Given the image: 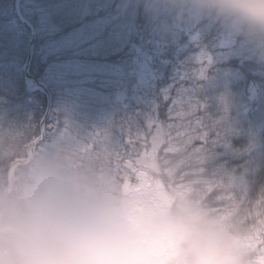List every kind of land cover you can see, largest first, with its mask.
<instances>
[{
	"label": "trees",
	"instance_id": "16d2710c",
	"mask_svg": "<svg viewBox=\"0 0 264 264\" xmlns=\"http://www.w3.org/2000/svg\"><path fill=\"white\" fill-rule=\"evenodd\" d=\"M16 10V0H0V127H15V138L10 140L19 149L17 159L26 155L28 146L40 136V123L48 105L46 95L26 79L25 64L32 38L28 25L37 31L29 73L46 83L52 96L50 122L45 124V145L53 139L61 120L59 98L65 95L73 106H79L80 92L78 85L69 80H58L56 65L65 63L73 49L63 51L58 57L56 54L45 57L44 46L49 39L52 42L69 39L82 26L103 24V29L93 39L74 50L79 51L76 58L97 66L98 69L92 68L100 72L97 79L87 80L86 87L91 90L87 100H91V104L107 97L120 105L124 118L145 115L136 125L126 128L123 134L124 151L130 161H121V176L126 171L129 183L137 182L136 173L126 169V165L131 162L140 167L135 161L151 152L154 129L159 127L162 136L156 162L160 171L152 173L154 177L173 187L197 178L220 180L222 177L212 175L211 166H205V172L199 177L186 175L193 171L180 163L187 153L170 150L169 146L171 135L177 132L176 128L170 127L169 116L176 97L175 91L167 95L164 91L170 89L177 72L198 52L192 44L193 36L198 35L213 63L208 69L209 79L203 83L209 109L201 107L197 115L212 113L218 119L217 114L223 107L219 98L224 96L228 105V123L233 130L228 138L231 148L216 149L214 163L239 169L248 159L242 150L254 145L252 158L260 167L255 177L257 181L252 183L246 197H242L238 190L213 186L210 192H206L205 202L213 209L224 211L231 209L235 201L239 205V216L249 227L254 225L260 198L259 182L264 181V62L257 60L252 51L228 59H215L224 33L220 27L196 20H191L186 27L188 20L150 11L147 0H23L21 12L25 21L20 19ZM227 42L232 48L244 46L231 37ZM185 67L191 72L198 65L193 63ZM112 69L122 71L119 83L109 80ZM142 70L150 79L148 90H144L138 80ZM140 88L141 98H147L149 103L147 99L139 100ZM199 98L203 103V94ZM149 123L152 125L148 126ZM115 132L119 134L116 129ZM129 140L132 144H128ZM202 146L201 141L194 140L189 150ZM165 161L169 163L165 164ZM170 168L174 169L171 178L167 175ZM257 246L260 247L259 242Z\"/></svg>",
	"mask_w": 264,
	"mask_h": 264
},
{
	"label": "clouds",
	"instance_id": "9594fccd",
	"mask_svg": "<svg viewBox=\"0 0 264 264\" xmlns=\"http://www.w3.org/2000/svg\"><path fill=\"white\" fill-rule=\"evenodd\" d=\"M147 6L214 24L264 62V0ZM19 154L0 138V264H264L237 212L151 178L126 184L99 164L74 163L51 142Z\"/></svg>",
	"mask_w": 264,
	"mask_h": 264
},
{
	"label": "snow or ice",
	"instance_id": "6c2138e0",
	"mask_svg": "<svg viewBox=\"0 0 264 264\" xmlns=\"http://www.w3.org/2000/svg\"><path fill=\"white\" fill-rule=\"evenodd\" d=\"M192 44L198 49V52L177 72L176 79L170 89L164 91L165 95L175 91L176 98L173 100V107L169 109V116L171 118L173 111L176 110L177 115L180 117V123L170 125V127L176 128V135L178 137H184V139L179 141L181 147L170 150L187 153L180 163L191 167L193 171L186 173V175L199 177L200 174L205 172V166H211L212 175L222 178L220 180L197 178L187 184L179 185V188H183L204 200L206 192H210L213 186L224 190H238L242 197H246L252 183L257 181L255 177L260 171L259 165L252 158L255 146L249 145L242 150L248 159L239 169H228L223 164L214 163L216 149L220 147L231 148L228 138L233 134V130L228 123V105L224 96L219 98L223 107L220 113L217 114L218 119L214 118L212 113H207L204 116L197 115L201 107L209 109L208 99L204 95L205 89L203 83L209 79L208 69L213 63V58L202 46L198 35L193 36ZM193 63L198 65V67L191 69V72H189L185 66ZM200 94H203V103L199 98ZM177 106L179 107L177 108ZM141 117H145V115L114 118L103 126L92 127L90 129L81 127L64 118L65 131L59 136L54 137L51 143H54L74 163L99 164L111 172L115 178L126 184H132L129 183L126 171L121 176V161L126 159L130 161V156L124 151L125 145L122 137L125 129H130L136 125ZM42 122L47 123L50 121L49 118H45ZM94 129H101L100 135H97L93 131ZM114 129L119 130L118 135H113ZM210 133L212 134L211 136ZM139 135L138 133L137 138H139ZM4 137L14 139L15 127H0V138ZM194 140L201 141L203 146L189 150V145ZM88 144H92L95 147L89 148ZM128 144H132V141L129 140ZM158 144V137L153 136L151 152H146L143 158L135 161V164L140 166L139 168L135 167L131 162L127 163L126 169H131L132 172L136 173L137 184L146 178L163 182L152 175V173L158 174L160 171L156 162ZM234 151L240 152L241 150ZM164 163L168 164L169 162L165 161ZM173 172L174 169H168L167 175L169 178L172 177ZM259 183L260 198L257 202V210L255 211L256 222L251 228L255 237L254 242L256 244L259 242L260 248L264 249V181ZM169 185L173 187L170 183ZM229 199L232 198L229 197ZM238 207L239 205L233 201L231 209H225L224 211L237 212Z\"/></svg>",
	"mask_w": 264,
	"mask_h": 264
},
{
	"label": "rangeland",
	"instance_id": "374dc122",
	"mask_svg": "<svg viewBox=\"0 0 264 264\" xmlns=\"http://www.w3.org/2000/svg\"><path fill=\"white\" fill-rule=\"evenodd\" d=\"M181 20V19H180ZM191 20H188L187 26L189 25ZM103 29V24H91L87 26H82L69 37V40H61V41H54L52 42L51 39H49L46 42L45 46V57H48L49 55L56 54L58 57V54H61L65 50H71L73 49V52L70 55V58L65 62L61 63L60 65H56L57 72L58 73V80H69L70 82L74 83L75 85H78L79 87V99L77 103L79 106H73L70 101L65 99V95H61V98H59L58 104L60 105V110L63 111V114L66 115V119L72 121L73 123L84 127V128H92V127H98L103 126L107 124V122L114 118H119V105L115 104L113 100H98L95 103V106H93L91 103H87V98L90 99L91 90L90 88H86V85H88V81L90 78L91 80L97 79L98 75H100V72L98 70L97 66H93L86 61H82L79 58H76L75 55L77 54L78 50H74L75 48H79L82 44L90 41L93 39L94 35H96L100 30ZM203 32V30H201ZM230 39V36H228L225 33H222L221 35V48L220 50L214 55L215 59H228L229 57L237 54H244V53H250V49H248L245 46H236L234 48L230 47L229 42H227ZM79 52V51H78ZM73 58V59H72ZM94 67V68H92ZM122 76V71L112 69V75L109 80L114 81L115 83H119ZM115 79V80H113ZM139 83H143L142 88H145L149 85V81L147 76L144 72H141L138 75ZM84 85V86H83ZM142 88L139 90L138 98L139 100L147 99V98H141L142 95ZM87 92V94H86ZM141 92V93H140ZM147 103H149V100H146ZM202 102V100H201ZM92 105L90 108L89 105ZM96 106H99L100 108H94ZM70 108V110L68 109ZM179 106H177L178 108ZM199 114V112H198ZM62 118L59 122L62 123V125L57 130V135H60L65 131L64 123ZM171 119V125H176L180 123V117L177 115L176 110L172 113ZM148 121V120H147ZM150 122V121H149ZM152 123H149L148 126H151ZM175 128V127H174ZM118 130V129H116ZM95 133L97 135H100L101 129H94ZM119 131V130H118ZM154 136H157L158 139H161L162 131L159 130V127H156L154 129ZM113 135H115V131L113 130ZM184 139V137H178L176 134H172L170 137V144L169 146L171 149H176L181 147V144L179 143L180 140ZM152 141V140H151ZM89 148H94L95 146L92 144H88ZM258 249L260 247H257Z\"/></svg>",
	"mask_w": 264,
	"mask_h": 264
},
{
	"label": "water",
	"instance_id": "95a60500",
	"mask_svg": "<svg viewBox=\"0 0 264 264\" xmlns=\"http://www.w3.org/2000/svg\"><path fill=\"white\" fill-rule=\"evenodd\" d=\"M20 1L21 0H17V2H16V5H17V10L16 11H18V14L21 16V12H20V9H19ZM30 31H32V41L30 43V50L28 51L29 55H28V60L26 62V66H25V72H26V75L29 77L31 83H35V85L37 87H39V89H42V90H44L46 92V94L48 96V99H49V101H48V107H49L51 99H50V94H49L47 88L42 83H39L38 81H36V79L33 78L32 76H30L29 73H28L29 72V66H30L29 62H31V59H32V52L31 51H32V46H33V43H34V36H35L33 28H30ZM45 118H46V116H45ZM43 124H44V122H42V124H41V138L36 140V141H34V143H32V146H30L29 151L30 150H34V148H35L34 146L38 145L44 139V136H43L44 135V125Z\"/></svg>",
	"mask_w": 264,
	"mask_h": 264
}]
</instances>
